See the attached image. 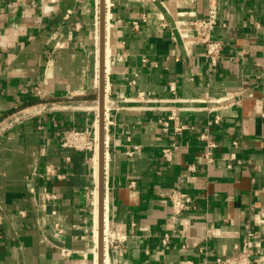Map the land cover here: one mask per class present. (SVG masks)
<instances>
[{"label":"crops","instance_id":"0c3cea01","mask_svg":"<svg viewBox=\"0 0 264 264\" xmlns=\"http://www.w3.org/2000/svg\"><path fill=\"white\" fill-rule=\"evenodd\" d=\"M210 4L216 68L187 27ZM99 45L100 0H0V264H98L99 165L61 140L99 127ZM104 61V232L122 238L109 264H215L249 233L264 264V0H105ZM175 190L197 208L173 218Z\"/></svg>","mask_w":264,"mask_h":264},{"label":"built area","instance_id":"2783aa9c","mask_svg":"<svg viewBox=\"0 0 264 264\" xmlns=\"http://www.w3.org/2000/svg\"><path fill=\"white\" fill-rule=\"evenodd\" d=\"M48 1V0H46ZM195 2L196 0H191ZM49 10L48 7H46ZM190 17V21L187 22V27L195 34L198 42L203 45L205 51V57L210 62L213 68L219 66L220 62L224 58V49L225 45L223 42L214 39V32L218 26V10L216 5L210 4L208 9V15L206 18H198L195 14L190 13L188 15ZM137 28V24H135ZM134 83V82H133ZM169 90L176 95V83L171 81L169 82ZM145 94H139V98L143 100L149 101ZM231 100H219L220 107L215 108H206L209 113H214V120L209 123V126L212 124L218 125L222 122V116L217 112L218 110H222L224 108H228L231 105H234V102H230ZM174 102H183L180 100H174ZM185 103V102H184ZM217 104V103H216ZM219 105V104H218ZM186 110L185 108L178 107L174 108L171 111V114L167 117L166 120L163 121V127L165 130L169 128V122L174 120L178 114V111ZM109 112V110H108ZM107 117V110L105 112ZM107 125L105 124V129ZM184 127L178 129V131L183 130ZM200 140L205 145V152L203 154L204 159L208 164H212L214 162L213 152L218 147L217 143L211 139L209 135V130H205L199 136ZM99 144V141H98ZM96 141H95V132L92 134L91 132L79 130V129H68L62 134L61 147L64 149H71L77 152H85L91 153L95 151ZM138 149V147H136ZM163 158L166 161H172L173 159V151L171 148H166L163 150ZM188 171L193 173L196 171L194 165L188 166ZM48 175H56L55 166H49L46 170ZM59 178H62L59 176ZM51 199L53 196H49ZM169 200L172 207V217L179 218L186 212H190L191 210L196 209V198L186 192L181 190H175L169 195ZM110 239V240H109ZM259 240V236L257 234L249 233L244 240L234 246L235 254L231 257L227 258H218L215 264H255V248L257 246ZM122 238L119 235L109 234L107 240L105 241L106 248L110 242V244H114L116 242H121ZM168 239L165 238L163 240V244H167Z\"/></svg>","mask_w":264,"mask_h":264},{"label":"water","instance_id":"95a60500","mask_svg":"<svg viewBox=\"0 0 264 264\" xmlns=\"http://www.w3.org/2000/svg\"><path fill=\"white\" fill-rule=\"evenodd\" d=\"M100 118H99V227H98V264H104L105 246H104V199H105V0H100Z\"/></svg>","mask_w":264,"mask_h":264},{"label":"bare ground","instance_id":"6f19581e","mask_svg":"<svg viewBox=\"0 0 264 264\" xmlns=\"http://www.w3.org/2000/svg\"><path fill=\"white\" fill-rule=\"evenodd\" d=\"M99 47H100V45H99ZM100 51V50H99ZM108 59H107V56H106V70L108 71V61H107ZM98 68L99 67H97V70H98ZM106 71V72H107ZM99 77H100V75H99ZM97 109V108H96ZM96 127H98V123L96 124ZM94 132H95V141H96V146H95V151H97L98 150V162H97V159L96 158H94V156H95V151L93 152V161H94V166H95V168H97V166L99 165V144H98V141H99V127L97 128V129H95L94 130ZM99 168V167H98ZM98 180H99V170H98ZM99 182V181H98ZM98 199H99V193H98ZM98 213H99V210H98V212L96 211V213H95V215H96V220H95V228H94V230H95V239H96V241H97V239H99L98 238V235H99V233H98V227H99V218H98ZM105 231V230H104ZM108 232H106V234H105V232H104V236H105V238H104V241H106L107 240V238H108ZM105 257V256H104ZM104 264H109V261H108V258H104Z\"/></svg>","mask_w":264,"mask_h":264},{"label":"rangeland","instance_id":"374dc122","mask_svg":"<svg viewBox=\"0 0 264 264\" xmlns=\"http://www.w3.org/2000/svg\"><path fill=\"white\" fill-rule=\"evenodd\" d=\"M94 132H92V134H93ZM108 234H110V232H108ZM104 238H105V236H104ZM104 246L106 247V244H105V241H104ZM105 262V261H104Z\"/></svg>","mask_w":264,"mask_h":264}]
</instances>
